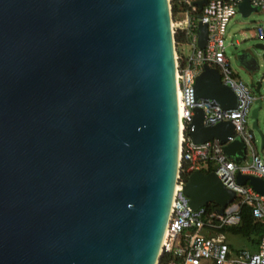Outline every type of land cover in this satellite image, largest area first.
Segmentation results:
<instances>
[{
	"label": "water",
	"instance_id": "1",
	"mask_svg": "<svg viewBox=\"0 0 264 264\" xmlns=\"http://www.w3.org/2000/svg\"><path fill=\"white\" fill-rule=\"evenodd\" d=\"M197 34L204 49L200 22ZM174 38L170 0H0V264H159L180 173ZM194 94L236 105L207 65ZM255 104L249 133L263 149ZM232 134L195 110L192 142L219 140L241 162ZM237 182L264 196L263 180ZM183 192L194 211L230 199L200 171Z\"/></svg>",
	"mask_w": 264,
	"mask_h": 264
},
{
	"label": "built area",
	"instance_id": "2",
	"mask_svg": "<svg viewBox=\"0 0 264 264\" xmlns=\"http://www.w3.org/2000/svg\"><path fill=\"white\" fill-rule=\"evenodd\" d=\"M252 8L264 12V0H248ZM241 0H208L202 8L192 6L191 0H180L186 7V20L176 29L185 38L184 45L190 49L187 56L176 57V86L178 94V114L180 123V170L188 164L190 175L195 171L212 169V172L229 193L230 199L225 207L199 208L192 210L189 199L183 192L186 185L180 178L172 202L171 216L163 241L159 264H264V230L259 238L257 251L235 252L224 241L221 232L240 224L242 206L251 209L256 223L264 225V196L255 191L248 183L239 184L237 175L253 176L264 181V161L259 157L255 146V137L249 133L247 116L250 107L263 96L253 94L242 82L237 80L225 56L224 37L227 25L238 12ZM206 26L207 38L204 49L198 48V23ZM258 39H264L262 29H257ZM217 70L221 83L229 88L236 97L233 109L224 110L210 99H196L194 85L203 66ZM264 78L261 82V87ZM264 85V84H263ZM195 110L203 113V125L215 126L230 122L232 136L227 144L238 140L245 146V157L241 162L230 159L224 152L226 145L219 140H212L196 145L188 135ZM251 161L246 162L247 154ZM210 174V173H209ZM190 177V176H189ZM189 180V179H188ZM215 204V203H214ZM164 262H161L162 259Z\"/></svg>",
	"mask_w": 264,
	"mask_h": 264
},
{
	"label": "rangeland",
	"instance_id": "3",
	"mask_svg": "<svg viewBox=\"0 0 264 264\" xmlns=\"http://www.w3.org/2000/svg\"><path fill=\"white\" fill-rule=\"evenodd\" d=\"M171 2V0H170ZM176 4V3H175ZM177 5V4H176ZM171 7V4H170ZM177 15L172 16V24H175ZM177 29V26L175 24ZM262 29L264 34V12L257 10L251 13L248 17L244 18L240 13H236L227 25L226 34L224 37L225 56L230 63L232 72L237 80L242 82L253 94L264 97V85L257 90V82L262 81L264 78V60L262 58V51L257 50L254 47L257 44L264 45V39H258L256 35L257 29ZM181 47L175 44V53L177 57L182 55ZM254 58L256 60L257 69L249 72L240 63L241 56ZM264 84V81H263ZM257 105L253 103L250 107L249 114L247 116L248 128L250 129L253 123L251 119V111L255 109ZM257 125L264 136V100L262 107L258 112ZM255 146L259 157L264 161V148L261 149V139L257 131L254 132ZM251 161V154L248 153L246 162ZM226 243L231 246L233 250H249L252 251V246L242 236L233 235L227 233L225 235Z\"/></svg>",
	"mask_w": 264,
	"mask_h": 264
},
{
	"label": "trees",
	"instance_id": "4",
	"mask_svg": "<svg viewBox=\"0 0 264 264\" xmlns=\"http://www.w3.org/2000/svg\"><path fill=\"white\" fill-rule=\"evenodd\" d=\"M175 0H171V12L172 16L176 15L177 12V3ZM186 7L183 6L182 10H185ZM175 44L176 46L182 43H185V38L180 33H177L175 35ZM188 164H183L182 169L180 170V178L184 182H188L190 173L187 172ZM204 174H209L212 172V169L208 168L206 170H201ZM208 208H217V205L214 203H211L208 205ZM264 230V225L260 223H256L252 217L251 209L247 206H242L240 210V224L237 227L224 229L221 232L224 233H231L233 235L242 236L243 238L247 239V241H251L252 243L256 244L258 243V240L260 238V235L262 234ZM255 238V239H254ZM164 258L161 260V262H164Z\"/></svg>",
	"mask_w": 264,
	"mask_h": 264
},
{
	"label": "crops",
	"instance_id": "5",
	"mask_svg": "<svg viewBox=\"0 0 264 264\" xmlns=\"http://www.w3.org/2000/svg\"><path fill=\"white\" fill-rule=\"evenodd\" d=\"M176 1V3H177V12H176V15H177V17H179L178 19H176V23H177V27H178V30H180V29H182V27H181V25H183V22L186 20V16H185V11H186V9L185 10H182L183 9V6L181 5V3H180V0H175ZM192 1V3L193 2H195V1H199V0H191ZM208 1V0H207ZM193 6V5H192ZM196 7V6H195ZM257 11V10H256ZM256 35H257V31H256ZM258 37V36H257ZM179 46L181 47V52H182V55L181 56H187V55H189V53H190V49L188 48V47H186L185 45H184V43H182V44H179ZM262 86H263V84H262ZM256 95V94H255ZM261 105H260V108H259V110L261 109V107H262V103H263V100H261ZM257 105V104H256ZM259 112V111H258ZM258 118V117H257ZM258 126V125H257ZM264 148V147H263ZM227 233H224L223 235H224V241H225V243H226V238H225V235H226ZM255 239V238H254ZM247 240V239H246ZM249 243L251 244V246H252V251H249V250H245V249H243V250H233L232 248H231V246H229L230 247V249L231 250H233V251H235V252H240V251H248V252H251V253H253V252H255V251H257V245H258V243H259V240H258V243H256V244H254V243H252L251 241H249ZM227 244V243H226Z\"/></svg>",
	"mask_w": 264,
	"mask_h": 264
},
{
	"label": "bare ground",
	"instance_id": "6",
	"mask_svg": "<svg viewBox=\"0 0 264 264\" xmlns=\"http://www.w3.org/2000/svg\"><path fill=\"white\" fill-rule=\"evenodd\" d=\"M177 102H178V94H177Z\"/></svg>",
	"mask_w": 264,
	"mask_h": 264
}]
</instances>
